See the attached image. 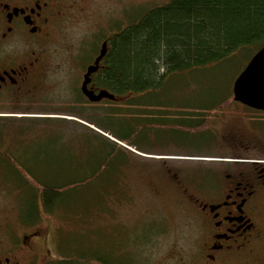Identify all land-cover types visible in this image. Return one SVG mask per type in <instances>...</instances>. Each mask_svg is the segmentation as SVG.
<instances>
[{
  "label": "rangeland",
  "instance_id": "374dc122",
  "mask_svg": "<svg viewBox=\"0 0 264 264\" xmlns=\"http://www.w3.org/2000/svg\"><path fill=\"white\" fill-rule=\"evenodd\" d=\"M170 1L89 0V18L78 21L81 17L76 16L49 45L50 66L43 88L22 93L20 101L2 97L0 164L6 162L3 153L7 152L51 183H78L93 174L96 163L103 165L102 178L65 193L64 205L56 208L58 214L41 223L45 232L59 241L52 249L57 261L72 260L74 253L84 254L87 248H120L127 240L128 253L152 261L177 243L189 246L197 239L193 212L179 193L171 191L168 168L156 159L209 160L219 154L214 140L220 126L214 125L212 133L159 125L183 122L180 118L187 113L214 120L213 111L221 100L231 103L229 113H237L243 105L233 102V84L254 51H238L222 63L174 74L160 90L142 99L145 105L129 106L121 100L103 101L98 106L76 102L82 98L83 74L101 45L102 35H116L141 15ZM113 14L115 18L110 19ZM96 133L119 145L112 159L105 161L109 152ZM113 136L126 139L132 147ZM20 167L8 170L0 180L6 235L10 234L7 221L15 222L18 212L30 207L36 196L25 183L14 182V177H23ZM196 167L182 164L176 169L188 182L186 170ZM159 187H164L160 194ZM87 242L89 247L84 246Z\"/></svg>",
  "mask_w": 264,
  "mask_h": 264
},
{
  "label": "flooded vegetation",
  "instance_id": "af4514ba",
  "mask_svg": "<svg viewBox=\"0 0 264 264\" xmlns=\"http://www.w3.org/2000/svg\"><path fill=\"white\" fill-rule=\"evenodd\" d=\"M88 4L89 0H0V105L2 97L20 101L22 93L43 88L50 66L49 45L68 23L77 17H81L78 21L89 18ZM113 36L102 35L83 81L105 43L108 54ZM96 76L92 75L88 88L98 93L102 88L97 86ZM81 87L82 98L77 103H102L90 102ZM225 102L221 100L216 106L214 120L187 113L182 119L191 123L176 124L205 126L206 132L212 133L218 124V137L213 140L219 154L201 161L156 159L168 168L171 191L179 193L193 212L197 239L189 246L177 243L165 255L152 257V261L136 256L133 264H264V111L242 104L237 113H229L230 105L224 107ZM15 163L0 164L1 181L8 171L7 164ZM182 164L199 166L186 170L191 181L187 182L176 169ZM26 174L24 171L22 178L32 180ZM163 189L159 187L158 193ZM4 213L0 209V264H66L65 259L57 261L53 257L52 249L59 246V241L41 227L44 219L56 214H46L42 206L23 208L15 222L7 221L10 234L6 235Z\"/></svg>",
  "mask_w": 264,
  "mask_h": 264
},
{
  "label": "trees",
  "instance_id": "16d2710c",
  "mask_svg": "<svg viewBox=\"0 0 264 264\" xmlns=\"http://www.w3.org/2000/svg\"><path fill=\"white\" fill-rule=\"evenodd\" d=\"M138 18L139 21L112 37L110 50L96 76L98 87L114 94L118 101L129 106L145 105L146 102L142 99L160 90L174 74L222 63L238 51L253 50L255 55L264 47V0H171ZM222 95L224 93L220 96ZM224 106L229 104L225 102ZM74 114L76 113L72 115ZM188 121L182 123L189 124L192 120ZM153 122L156 123L155 120ZM177 125L162 123L159 126L175 128ZM180 127L190 132L206 131L205 126L181 124ZM97 134L96 137L107 148L106 152H109L105 161L112 159L120 150L119 145ZM114 138L132 147L126 143V139L120 136ZM3 160L6 161L4 163H9L15 158L6 152L3 153ZM7 165L8 170L20 167L17 163ZM20 168L23 172L27 171L26 175H30L32 180H22L16 174L20 179H15L14 182L25 183L31 191L34 190L36 196L32 197L31 206H42L46 214L52 215L60 211L56 209L57 206L64 205L65 193L96 182L98 178H102L99 173L104 169L103 165L96 163L93 174L83 181L51 183L47 179L43 180L42 175H37L34 168L30 169L22 164ZM128 242L129 240L123 247L116 249L108 245L97 251L94 247L87 248L88 251L84 254L78 251L66 264H88L89 261L133 264L135 256L127 252L126 248L130 247ZM86 245L89 247L90 242L84 243L85 247ZM123 250L125 252L122 253Z\"/></svg>",
  "mask_w": 264,
  "mask_h": 264
},
{
  "label": "water",
  "instance_id": "95a60500",
  "mask_svg": "<svg viewBox=\"0 0 264 264\" xmlns=\"http://www.w3.org/2000/svg\"><path fill=\"white\" fill-rule=\"evenodd\" d=\"M107 54V43L103 44L99 56L87 69L81 87L83 95L92 103L103 100L117 101L118 99L107 90L98 93L89 90L91 77L100 69V64ZM233 99L235 102L246 105L252 109L264 111V47H262L250 60L233 85Z\"/></svg>",
  "mask_w": 264,
  "mask_h": 264
}]
</instances>
